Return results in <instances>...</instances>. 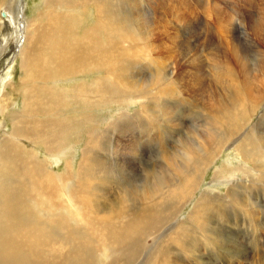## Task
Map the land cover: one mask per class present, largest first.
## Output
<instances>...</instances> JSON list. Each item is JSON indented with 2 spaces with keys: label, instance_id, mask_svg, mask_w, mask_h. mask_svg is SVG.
<instances>
[{
  "label": "bare ground",
  "instance_id": "obj_1",
  "mask_svg": "<svg viewBox=\"0 0 264 264\" xmlns=\"http://www.w3.org/2000/svg\"><path fill=\"white\" fill-rule=\"evenodd\" d=\"M225 1L227 0L222 2L225 3ZM234 1L232 5L226 7L230 11L229 14L226 13L227 10L221 8L217 10V7L211 8L212 14L209 16L215 21L217 30L221 31L220 29L225 27L224 25L231 23L232 12L237 15L239 3L236 0ZM4 2H7V4L9 2L10 5L16 4V0H0V5L3 6ZM217 2L216 4L213 3L214 6L219 5ZM146 3L149 5L154 3L150 5V13H152L150 17L153 19L144 25L141 24V20L144 19V15L148 16L149 14V12L144 13L147 10L145 8L148 7ZM202 4L200 0H42L37 15L29 20L28 36L27 25H24L23 30V51L20 52L22 56L20 70L23 72V80L19 91L23 98L22 107L20 111L8 113L12 132L10 135L4 133L3 135L6 137L2 138L0 142V264H50L49 262L52 261L50 256L54 254L58 256V259L56 260L55 257V262L51 264H95L92 261V253L98 251L101 252L103 260H107L106 264H116L119 261L129 264L136 255L144 254L143 251L147 248L146 244L148 245V242H152L153 247L147 262H144V264H192L190 257L177 259L175 255L193 256V254L199 253L200 239L193 237L198 235V230H200L204 239H209L207 235L209 233V222L211 221L210 214L212 207L217 204L216 200L209 199L210 193L203 191L204 193L200 194L196 204L192 205L193 208L188 214L186 225L180 221L182 222L180 226L176 223L178 227L173 229L171 227L169 231L163 229L160 237L159 235L154 237L155 233L160 231V226L162 225V228L165 226L166 219L173 213L177 215L179 212L177 207L175 209L176 203L172 201L164 204L161 203V200L165 196L166 200L172 196H175V198L177 196L179 200L188 196L192 197L191 193L195 191L192 187L194 184L192 177L180 185L170 183L171 180L168 181L169 184L167 185V182L160 183L163 178L158 182L156 178H153L151 184L142 183L140 186H136L135 189L123 190L122 188L113 187L115 191L113 194L107 193V196L102 197V190L108 191L111 188L105 181L103 172L100 171L99 167L98 145H100V142L98 141V135L93 134L92 131H87L88 143L86 145L88 148L85 146V149L80 151L82 154L77 170H74V172L72 160H67L63 174L53 172L51 163L48 164L47 162L49 159L43 163L40 162L39 158L31 153L32 149L27 150L23 140L28 141L31 145L43 144L46 152L51 155L49 156L51 159L64 158L63 146L68 141L66 133L69 132H66V130L72 132L70 128L93 127V125L88 127L90 126L89 117H81L78 123H76L77 118L74 120L71 119L72 117H66L64 113L68 105L71 102L78 103L83 107L88 105L91 113L93 109L106 107L108 99L116 97L114 92L115 81L106 80L108 77L103 79L102 76H99L92 85L88 83L80 84L77 92L73 91L72 94H67V89L63 86L66 79L75 76L76 71L83 74L84 70L86 72L105 71L107 75L112 74L118 64L117 62L120 63L119 56L122 57V53L124 55L127 53L122 48L117 53L118 50H114V48L119 47L129 39L138 48H150L152 55H154L153 52L156 53L155 51L163 53L161 56H165V54L168 56L170 51L172 54L177 53L179 55V52H176L177 45H173L172 42L177 37L175 34H179V32L176 30L177 28L175 29L176 26H172V24L185 22L191 17L197 16L199 14L198 9L203 8ZM204 6L206 7L207 4ZM16 7V13L19 14L22 8ZM248 11L250 13V10ZM157 14H162L160 21L155 18ZM183 16L186 18L183 19ZM90 17L94 19L91 25L88 24ZM167 43L173 46L175 50H172L173 48L170 51L166 49ZM201 50L205 53L202 54ZM197 51L194 50V52ZM199 51L204 59H209L214 50L209 47H201ZM259 52L258 56L260 55ZM156 56L161 57L160 55ZM161 58L157 59L161 60ZM255 59L253 58V60ZM228 61L230 60L228 59ZM228 61L222 62L220 60L221 63L217 61L213 76L216 86L221 85L224 81V65H230ZM250 61L249 64H251ZM240 65H243L244 68L237 67V79L229 77L226 80L231 89V94H228L232 95V98L235 96L243 99V101L250 100L253 106V103L257 104L264 96V91L262 92V88L264 89L263 76L242 61ZM117 71L119 72V70ZM114 79H117L119 82L116 81L123 85L122 89L129 91V93L136 89L138 85L133 82L134 79H127L125 76L121 79H118V77ZM175 81V79L169 80L168 88L169 84L171 87ZM57 85L61 86L58 87ZM200 87H203V83L199 84ZM130 97L126 98L129 99ZM219 97L218 100H213L212 111L207 113V120L209 124L213 125L193 143L194 146L182 142L176 150L169 147V150H171L168 151L167 155H164V160L168 166H173L174 171L181 172V168L184 170L189 164L195 165L198 157L197 153L203 157H210L212 142L223 140L227 143V139L232 137H237L234 142L240 140L237 128L246 114L242 112L244 116L241 115L242 113H239L240 116H238L234 101L225 98L223 93H221L220 100ZM1 101V112H5L10 106L7 103L4 104L5 100ZM250 114L252 115V113ZM255 114L254 112L253 115ZM86 125L88 126L86 127ZM252 133L251 129L249 134L244 135L247 136L246 138L242 136L243 140L241 142L245 146L242 145V147L239 144L235 145L234 148H236L239 158H242L241 160H251L254 170L261 169L264 171V133H256L255 136L253 134V137L249 139L248 135H252ZM177 144L179 143L177 142ZM240 146L243 152H241ZM254 158L257 159L254 160ZM207 164L210 165L211 160ZM258 173L259 176H264L260 171ZM203 174L199 173L201 179ZM217 174L218 170L215 172V177H217ZM92 180L98 181L101 186L93 184V187H91L89 182H92ZM68 182L71 184L69 191L67 188ZM231 191L229 188L227 195ZM38 198L42 200L41 208L37 201ZM172 198L174 199V197ZM239 199H232L233 209H236L240 214L246 211L250 218L249 222H257V211L253 208L254 204L244 205ZM70 211L79 214L81 217L78 218L86 222L87 225H85L90 227L92 233L68 231L67 223ZM38 212L39 214H37ZM258 213L260 214V212ZM262 226L264 227V225ZM192 234L194 235L192 236ZM258 244L260 246V241ZM224 247L226 246H221L223 250ZM259 249V253L256 252L255 255L248 252L244 254L243 264H264L263 247ZM39 252L45 262H37L38 257H35ZM61 252L64 255L63 263L59 259ZM137 256L136 259H138ZM236 263L235 260L232 264Z\"/></svg>",
  "mask_w": 264,
  "mask_h": 264
},
{
  "label": "rangeland",
  "instance_id": "obj_2",
  "mask_svg": "<svg viewBox=\"0 0 264 264\" xmlns=\"http://www.w3.org/2000/svg\"><path fill=\"white\" fill-rule=\"evenodd\" d=\"M217 1L218 0H200V2L203 3L202 9L204 10L198 9V17L195 15L185 22L182 21L172 24V26H176L175 29L177 28L176 30L179 32V34H175L177 37H175L174 41L172 40L173 45H177L176 52L178 51L179 55H177V53H171V48H173L172 50L175 49L169 43H167L168 47L166 46V49L170 51L169 57L166 54L165 56L163 55V57L161 56L163 53L161 54V52L157 51H155L156 53L153 52L154 55H152V50H150V48H138L137 45H134V42L129 39L119 47L116 46L117 44L115 45L116 47L114 46V50H118L117 53H119L121 48L127 53L125 55L122 53V57L119 56L120 63L119 61L117 62L116 69L114 68L112 74L107 75L105 71L86 72V70H84L83 74H79L80 71H76V74H74L75 76L66 79L63 86L67 89V94L77 92L78 85L80 84L88 83L92 85L94 80L99 76H102L103 79L108 77L106 80H113V82L115 81L117 84L114 83L116 86H114L116 97L109 98L106 107L102 106L99 109H93L90 113L91 109L88 105L83 107L78 105V103L71 102L68 107L66 106L67 108L64 113L66 117H72L71 119L74 120L77 118L76 123L80 121L81 117H89L90 126L86 125V127H92V125L93 127L70 128L72 132L66 130V132H69L66 133L68 141L65 142L66 144L63 146L64 158L56 157L51 159L49 157L51 155L46 152V148L43 144L36 143L31 145L28 141H23L27 150L32 149L31 153L36 155L40 162L43 163L49 159L47 162L48 164L49 162L51 163L53 172L56 174H63L67 160H72V169L73 171L77 170L82 154L80 151H83L88 143V137L86 136L87 131H92L93 134L98 135V141L100 142V145H98L99 167L100 171L103 172L105 181L111 188V190L108 189V191L102 190V197L107 196L109 193L113 194L115 192L113 187L122 188L123 190L130 188L135 189L136 186H140L142 183L151 184L153 178H156L157 182L163 178V181L161 180L160 183L167 182V185L169 184V180H171L170 183L172 184L180 185L182 182L192 177L194 180L192 187L195 190L191 193L192 197L188 196L185 199L179 200L177 196L176 198L172 196L174 199L169 197L166 200L165 196V198L161 200V203L164 204H168L172 201L176 203L175 209L177 207L180 213L178 212L176 215L171 211V214H173L166 219L163 228L162 225L160 226V231L155 233L156 235H154V237L158 235L160 237L163 229L169 231L174 227L180 226L182 222V224L186 225L188 214H190L193 206L196 204L198 197L200 194L208 192L211 194V196L210 194L208 196L209 199L217 201V204L213 206L214 208L212 207V212L210 214L211 221L209 222V233L207 235L210 240L204 239V237L201 236L202 233L198 230V235L192 234V236L194 235L193 237L195 239H200L199 253L193 254V256L180 254L182 255L181 257L180 255H175V257L177 259L190 257L192 264H232L235 260L237 262L236 264H243L244 254L248 252L255 255L256 252L259 253L260 247H263L264 250V227L262 226L264 225V176H259L258 173L260 171L264 174V171L261 169L254 170L251 164L252 162H250L251 160H241L242 158H239L240 156L237 155L236 148L234 147L239 144L245 146L241 141L243 137H247L244 135H246V133L249 134L251 129L253 132L252 135L247 134L249 139L253 137V134L255 136L256 133H264V96H262V100L257 102V104L253 103V107L250 100L243 101V99L236 98L235 96L232 98V95L230 96L231 89L227 85L226 80L229 77L237 79V67L240 69L244 68L243 65H240L242 61L244 64H248L254 71L257 70V73L260 72L264 81V0H236V2L239 3V11L237 15L232 12L233 18L231 23L224 25L225 27H222L220 29L221 31L217 30L218 28L215 25V21L209 16L212 14L211 8L217 7V10L221 8L222 10H227L226 13H230L229 9L226 7L232 5V2L235 1L227 0L225 3L222 2L223 0ZM216 2L219 3L218 6H214ZM41 3L42 0H16V4L13 3L10 5L9 2L8 4L4 2L3 6L2 4L0 5V103L2 102L1 100H5L4 104L6 105L7 103L11 108L8 107L5 112H1L2 109L0 107V142L2 138L6 137L3 135L4 133L10 135L12 132V125L8 113L20 111L22 107L23 98L19 91L20 84L23 80V72L20 70L22 60L20 54L23 51V30L24 25H27L28 36L29 20L37 15ZM240 3L243 4L240 5ZM153 4L154 3L150 5ZM206 4L209 7H205L204 5ZM150 5L146 3L148 7L145 8V10H147L144 11V13L149 12V14L148 16L144 15L146 18L144 17V19L141 20V24L143 23L145 25L148 21L153 19L150 17V14L152 15V13H150ZM16 6H19V9L20 7L23 9L20 10L19 14L16 13ZM248 10H250V13ZM155 18L157 21H160L162 19V14H157ZM184 18L186 17L183 16V19ZM93 20L94 19L90 17L88 24L91 25ZM88 24L86 23V25ZM252 36L255 38L253 39ZM201 47H209L214 50L209 59H204L199 53ZM166 49L164 48V50ZM195 49L198 50V53L194 52ZM203 52L204 51L201 50L202 54L205 53ZM258 52L260 53L259 56L257 55ZM156 55H160L162 57H160L161 60H158L160 58ZM253 58L256 59L253 60ZM228 59L230 61H228ZM220 60L222 62H230V65H224V81L221 85L216 86L213 76L217 61L221 63ZM249 61L251 64H249ZM256 63L258 65H255ZM118 65L121 66L120 69ZM117 70H119V72ZM124 76L127 79H134L133 82L138 84L136 89H133L130 93L129 91L123 90V85L118 83L119 81L117 79H114L116 77L121 79ZM172 79L176 81L173 82L171 87L169 84L168 88V83H170L169 80ZM200 83H203V87L199 88ZM57 86L60 87L61 85ZM163 88L167 90L164 91ZM263 91L264 89L262 88V92ZM221 93L225 95V98L227 97L234 101L233 103L236 105L235 111L238 116H240L242 112L246 114L245 116L243 113L241 114L244 117L239 122L237 128L239 130L240 140L234 142L237 137L227 139L228 137L226 136L227 138H225L228 140L227 143L223 140L215 143L212 142L210 157H203L201 154L197 153L198 157L195 165L189 164L184 170L181 168V172L174 171L173 166H168L167 162L164 160V155H167L168 151L171 150H169V147L176 150L182 142L183 144L187 143L188 145L194 146L193 143H195L207 129L211 128L213 124H209L207 113L212 111V102L213 100H218L219 95L221 97ZM128 96L131 97L128 99L126 98ZM220 97L219 100L221 99ZM253 111L256 113L255 115H253ZM250 113H252V115ZM73 131L74 133L76 132V135ZM241 131L243 132L240 133ZM177 142L179 144H177ZM241 146L240 150L243 152V149H241L243 146ZM86 148H88V146ZM256 159L257 158H254V160ZM209 160H211L210 165L207 164ZM216 170H218L217 177H215ZM200 172L204 173L202 179L199 176ZM89 183L91 187H93V184L101 186L96 180H92V182L90 181ZM70 187L71 184L68 182V191ZM229 188L232 190V194L230 193L227 195ZM232 199H239L244 205L254 204L253 208L257 211L258 221L255 223L249 222L250 218L246 211L243 210L247 215L244 212L240 214L236 209H233L231 204L233 203L231 202ZM37 201L41 208V198H38ZM185 201L186 204L184 203ZM258 212H260V214ZM37 214H39V212ZM79 216L80 215L75 214L74 211H70L67 223L68 231L73 230L85 234L92 233L90 227L86 226V222L78 218ZM176 223L179 225L177 226ZM253 226L255 228H252ZM228 232L230 236L233 233L231 237ZM254 237L256 238L253 239ZM258 240L260 241V246ZM226 241L230 242L227 243ZM206 242L208 243L206 244ZM208 244L211 248L209 246L206 247ZM223 245L227 247H224V250L221 248ZM146 246L149 250L146 248L143 251L144 254L141 253V255H136L138 259H136L135 256V260L133 259L129 264H144V262H147V258L152 252L151 248L153 247V243L148 242ZM255 246L258 247L256 248ZM38 255L35 257L39 258H37V262H45L40 252ZM139 256L143 257L140 258ZM55 257L57 260V255L54 254L50 256V260H52L49 262L50 264L55 262ZM59 259L60 262L63 263L64 255L62 252ZM92 261L95 264H106L107 260L104 261L101 252L98 251L97 253H92ZM116 264H124V262L119 261Z\"/></svg>",
  "mask_w": 264,
  "mask_h": 264
}]
</instances>
